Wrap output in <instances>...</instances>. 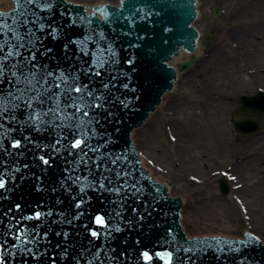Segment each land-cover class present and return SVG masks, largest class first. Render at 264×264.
Returning <instances> with one entry per match:
<instances>
[{"label":"snow or ice","instance_id":"snow-or-ice-1","mask_svg":"<svg viewBox=\"0 0 264 264\" xmlns=\"http://www.w3.org/2000/svg\"><path fill=\"white\" fill-rule=\"evenodd\" d=\"M64 2L16 0L11 17L0 15V165H6L0 168V190H3L0 202L10 199L5 195L12 191L7 184L16 180L22 167H39L41 172H46L56 160H61L64 174L47 190L53 193L62 190L75 211L69 214L53 208L39 210L43 207L39 205L38 210L25 213L20 203L10 204L0 214V264L25 255L35 264H58L61 260L64 264H82V261L83 264H154V257L164 264H195V247L177 242L170 229L167 235L153 241L151 247L141 246L143 242L139 238L134 244L125 238L122 243L127 247L119 250L113 246L116 234L143 228L144 213L132 208V218L126 219L125 212L129 199L139 202L147 193L135 175L130 156L123 151L108 150L113 135L108 133L106 125L120 123L117 105L131 111L140 97L115 94L120 88L131 92L136 89L120 80L127 73L117 68L119 37L105 31L119 21L106 7L96 5L90 16L77 13L68 20V27H82L84 34L63 44L62 59L70 62L68 67L60 61L51 63L54 50L45 40L48 36L53 40L65 38V26L53 21L56 9ZM150 15L145 13L140 18L147 20ZM128 23L135 24V20ZM131 34V29L120 33ZM143 39L136 36L137 41ZM128 46L140 45L129 43ZM125 63L131 65L134 61L128 59ZM240 114L245 119L251 117L244 109ZM115 131L120 129L116 127ZM41 139L45 142L41 143ZM8 145L15 151L9 150ZM26 153H31L33 164L21 166L16 158ZM4 156L9 159L4 160ZM31 176L38 182L36 191H44L42 178L34 172ZM27 178L28 174L21 173V181ZM90 192L96 194L99 207L93 203ZM63 203L57 198V205ZM145 207H148L146 201ZM147 215L151 216V212ZM54 216L58 219L49 220ZM32 220L40 223H23ZM93 222L101 227L93 228ZM53 225L60 226L55 236L62 237L54 247L48 239ZM64 225L74 231L70 233ZM73 236L82 237L87 243L74 241ZM245 236L247 240L239 243L246 248L264 243L259 236L248 233ZM97 240L103 244H97ZM43 243L52 247L51 253ZM226 250L240 251L239 247L230 246ZM217 251L223 253L225 249L217 248ZM242 264H256V261L245 256Z\"/></svg>","mask_w":264,"mask_h":264},{"label":"rangeland","instance_id":"rangeland-1","mask_svg":"<svg viewBox=\"0 0 264 264\" xmlns=\"http://www.w3.org/2000/svg\"><path fill=\"white\" fill-rule=\"evenodd\" d=\"M107 1L119 0L102 3ZM200 6L201 19L194 23L204 34L196 49L200 59L165 96V105L150 114L151 122L134 131L136 147L154 181L182 197L189 238H241L247 228L264 241V121L252 135L232 127L238 97L264 90V0H200ZM216 7L219 17L213 16ZM186 60L183 55L177 63Z\"/></svg>","mask_w":264,"mask_h":264},{"label":"water","instance_id":"water-1","mask_svg":"<svg viewBox=\"0 0 264 264\" xmlns=\"http://www.w3.org/2000/svg\"><path fill=\"white\" fill-rule=\"evenodd\" d=\"M0 1H14V10L8 13H0V15L11 17L16 10V0ZM120 1L123 9L111 6L109 1L102 3V0H98L97 3V5L106 7L110 14H114L118 18L119 22L109 25L105 31L110 36L115 35L119 37L116 45L119 59L117 68L121 73H127V76L121 75L120 80L128 82L130 88L136 89L135 92H131L120 88L115 94L138 96L140 98L134 101L131 111L124 110L122 106L117 105L121 121L117 125H106L108 133L113 135V144L108 150L123 151L130 156L135 164V175L140 180L147 195L139 202L129 199L127 211L125 212L126 219L132 218V208H137L139 212L144 213L146 218L143 222V228L125 230L122 233L116 234L117 240L113 243V246H116L117 250H119L121 247H127L122 243L125 238L132 244L139 238L143 242L141 246L148 245L151 247L153 241L167 235L170 229L176 237L177 242L185 247H195L197 250L196 255L193 256L195 264H242V258L245 256L254 259L256 264H264L263 245L258 244L246 248L239 243L241 240H247V236H245L247 228H245L242 235L243 238H230V236L188 238L183 218L182 197H170L169 185L153 184L155 174L149 172L147 166L141 165L138 148L136 147L137 143L133 130L140 127L145 128L149 114L156 113L158 106L164 105L162 96L173 94L175 83L184 79V73H193L200 59L201 55L196 54L195 49L202 48L204 34L198 33L193 22L195 19H201L200 0ZM67 2L68 0L59 6L53 16L55 23L65 26V38L53 40L51 36H48L45 40V44L54 50L51 53L54 57L51 63L55 65L57 61H60L64 67H68L70 62L62 59L64 55L63 44L67 39L82 38L84 34L82 27H68V20L77 13L90 16L91 11L96 6L94 4L83 3L74 5ZM145 13H151V15L147 20H142L140 17ZM220 15L221 12L218 7L214 8L213 16L219 17ZM131 19L135 20V24L128 23V20ZM129 29L132 30L131 35H120L121 32H128ZM137 35L144 37V39L137 41ZM129 43H136L140 46L131 48L128 46ZM72 49L75 51V45L72 46ZM183 54H188V60L178 63L177 66H173L175 57ZM128 59H132L134 63L131 65L125 63ZM237 100L238 107L232 113V127L234 131L240 135L258 133L264 121V91L259 90L253 95H241ZM242 109L251 113L249 119H245L240 114ZM116 127L120 129L119 132L115 131ZM40 142L43 143L45 141L41 139ZM8 147L9 150L15 151L11 149L10 145ZM29 147L31 146L29 145ZM3 159L8 160L9 158L4 156ZM16 159L21 166L33 164L31 153H26L25 156L17 157ZM5 166L0 165V168ZM63 168L64 164L61 160H56L53 167L46 172H41L39 167H22L21 173L28 174L29 178L21 181V173H17L16 180L8 182L7 187L11 188L12 191L5 193L10 199L0 202V214L7 211L9 205L14 203H20L24 206L25 213L38 210L39 205L43 206L39 210L53 208L56 211L69 212V214L74 212V207L70 208V198L66 193L62 190H58L55 193L47 190L64 174ZM33 172L36 176L42 178V183L45 186L44 191H36V184L38 182L31 176ZM219 189L221 195L225 196L228 193L227 185L223 180L219 182ZM89 194L94 197L93 203L96 207H99L100 204L95 199L96 194L91 192ZM104 195L107 196L108 194L105 193ZM57 198L63 200L64 203L57 205ZM145 201L148 204L147 209ZM148 212H151V216L147 215ZM3 219L7 221V217H3ZM51 219H58V217L49 218V220ZM23 223L35 225L40 223V221L32 220L24 221ZM76 223H79V221ZM52 227L54 230L49 232L48 239L51 240V245L54 247L58 240L62 241V237L55 236V231H60V226L53 225ZM63 227L70 233L74 231L68 225H64ZM92 227L99 228L101 226L93 222ZM72 240L87 243V240H83L82 237L73 236ZM96 243L103 244V241L97 240ZM229 246L232 248L239 247L240 251L228 252L226 249ZM43 247L49 246L43 243ZM52 247H49L50 253ZM217 248H224L225 251L223 253L218 252ZM56 251L58 252L59 250ZM131 252L132 250L130 249L129 254ZM8 264H35V262L25 255L23 258L16 256L14 259H10ZM58 264H64V261H58ZM154 264H164V261L159 257H154Z\"/></svg>","mask_w":264,"mask_h":264},{"label":"bare ground","instance_id":"bare-ground-1","mask_svg":"<svg viewBox=\"0 0 264 264\" xmlns=\"http://www.w3.org/2000/svg\"><path fill=\"white\" fill-rule=\"evenodd\" d=\"M68 2L69 3H73V1L71 2V0H68ZM0 5H2V6H0V12L1 11H4L5 10V12H7V11H9V10H12L13 8H14V3L13 2H9V1H4V2H0ZM97 5V4H96ZM110 5L111 6H113V7H116V8H120V9H123V7H122V4H121V1L119 0L116 4H111L110 3ZM196 20V19H195ZM195 20L193 21L194 23H195ZM198 31V30H197ZM198 33H199V31H198ZM196 49H198V48H196ZM195 49V50H196ZM197 51V50H196ZM183 55H188V54H183ZM183 55H179V56H176L175 57V60H174V63H173V66H177V59L179 58V57H181V56H183ZM174 89H175V87H174ZM165 96L166 95H164V96H162V100H163V103H164V101H165ZM165 105V104H164ZM164 105H159L158 106V108L159 107H163ZM150 114H152V113H150ZM149 114V118H148V120H147V123L146 124H148L149 122H151V120L153 119V116L152 115H150ZM146 126V125H145ZM138 129V128H137ZM137 129H135V130H137ZM135 130H133V131H135ZM182 137H184V136H182ZM180 140V139H179ZM140 161H141V165L143 166V164H144V159L143 158H141L140 157ZM154 183H157L156 181H154L153 180V184ZM157 184H161V183H157ZM170 197H172L171 195H170ZM182 205H183V201H182ZM263 206H264V204H263ZM237 207V206H236ZM263 212H264V210H263ZM260 216L261 217H264V215L263 214H260ZM262 218H260V220H261ZM210 220V219H209ZM256 220H258V218L256 219ZM263 221H264V218H263ZM248 234H252L251 232L250 233H248ZM205 235H207V236H214V235H218V234H205ZM197 236V235H196ZM198 236H203V235H198ZM197 236V237H198ZM220 236H222V237H229V235H222V234H219L217 237H220ZM190 236H188V238H189ZM192 237V236H191ZM230 238H233V237H231L230 236ZM241 238H243V236L241 237ZM264 247V246H263Z\"/></svg>","mask_w":264,"mask_h":264},{"label":"flooded vegetation","instance_id":"flooded-vegetation-1","mask_svg":"<svg viewBox=\"0 0 264 264\" xmlns=\"http://www.w3.org/2000/svg\"><path fill=\"white\" fill-rule=\"evenodd\" d=\"M258 90H259V89H258ZM258 90H257V91H258ZM257 91H256V92H257ZM256 92H254L253 94H255ZM253 94H252V95H253ZM237 101H238V100H237ZM237 101H236V103H237Z\"/></svg>","mask_w":264,"mask_h":264}]
</instances>
